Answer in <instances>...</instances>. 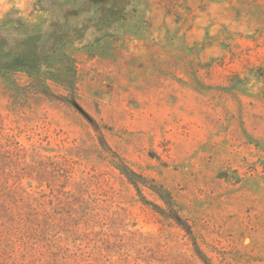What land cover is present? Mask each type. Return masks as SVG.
<instances>
[{
  "label": "rangeland",
  "instance_id": "rangeland-1",
  "mask_svg": "<svg viewBox=\"0 0 264 264\" xmlns=\"http://www.w3.org/2000/svg\"><path fill=\"white\" fill-rule=\"evenodd\" d=\"M55 46L0 71V264H264V0H0Z\"/></svg>",
  "mask_w": 264,
  "mask_h": 264
},
{
  "label": "trees",
  "instance_id": "trees-1",
  "mask_svg": "<svg viewBox=\"0 0 264 264\" xmlns=\"http://www.w3.org/2000/svg\"><path fill=\"white\" fill-rule=\"evenodd\" d=\"M58 48L52 47L51 50L41 54L40 56H21V55H12L9 59L0 61V71L3 72H11L17 70H26V71H35L40 72L42 68L45 67L47 73L51 74V78H56V80L62 81L63 83L68 82L66 75H69V72L63 73L62 69H58L57 67H51L48 65L47 60L57 51ZM45 72V73H46ZM128 177V173L125 172ZM158 192V191H157ZM159 192V195L167 205H169V201L164 199Z\"/></svg>",
  "mask_w": 264,
  "mask_h": 264
}]
</instances>
